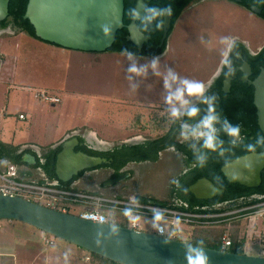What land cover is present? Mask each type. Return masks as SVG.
<instances>
[{
  "label": "crops",
  "instance_id": "crops-1",
  "mask_svg": "<svg viewBox=\"0 0 264 264\" xmlns=\"http://www.w3.org/2000/svg\"><path fill=\"white\" fill-rule=\"evenodd\" d=\"M204 1L218 0L201 2ZM196 4L187 7L183 12H187ZM169 48L170 43L164 53L155 57L134 54L129 56L127 52L110 50L89 52L52 44L23 30L0 31V171H4L8 163L12 162L18 165L22 178L55 183L58 182L55 173L56 156L59 146L66 139L77 137L84 143L122 146L141 140L142 137L146 138L148 134L151 137L166 133L173 120L170 116L172 106H167L169 103H166V100L156 104L143 103L141 105L144 109L141 111L139 106L142 100L134 101L115 96L113 89L117 83L115 84L113 79L116 76L118 81L123 82L125 77L122 68L128 62L149 64L154 59L159 62L169 53ZM110 55L121 60L105 59ZM220 62L207 78L200 81L206 88L217 77ZM33 65L35 68H32ZM37 67L40 74H35ZM96 68L103 69L99 71H104L102 74L104 76L101 77L104 81L106 79L110 91L96 90L95 80L91 81V77L99 72ZM186 73L193 75L200 73V70L195 69L191 72L186 70ZM44 90L58 96L59 101L51 102L39 96L38 93ZM95 96H98V101ZM195 97L197 96L186 95L183 99L189 104ZM125 104L127 106L138 104V108L134 107L131 111L132 118L127 117L123 122L125 134L128 135L115 141L106 139L88 123L95 119L96 115L104 112L100 105L126 108ZM174 107L178 111H183L187 106L182 107L178 100ZM153 119L160 122V125H155ZM27 154L34 155L36 162L27 163L23 158ZM90 172L94 171L86 173ZM81 178L70 182L69 186L100 192L97 190L100 183L97 184L98 188H84L81 185ZM113 188L119 187L101 189ZM115 193L120 195L123 192ZM46 236L47 233L24 222L0 219V264H50L57 261L55 255L57 252L50 250V244L44 241ZM19 241H23L24 244H16ZM55 244L56 242L53 246ZM70 245L71 248L62 246L58 251L65 254L66 249L70 259L85 253L86 259L90 257L89 252L81 247ZM89 261H92L91 258Z\"/></svg>",
  "mask_w": 264,
  "mask_h": 264
},
{
  "label": "water",
  "instance_id": "water-1",
  "mask_svg": "<svg viewBox=\"0 0 264 264\" xmlns=\"http://www.w3.org/2000/svg\"><path fill=\"white\" fill-rule=\"evenodd\" d=\"M9 4L10 0H0V21L9 17ZM252 8L258 11L256 7ZM148 9L147 1L138 0L131 23L125 25L124 0H28L24 18L30 21L36 36L43 41L73 50L105 52L115 42L117 31L123 27L129 31L127 39L141 47L144 34L136 21L145 19ZM13 28L21 30L17 26ZM163 28L162 43L171 28V15L164 16ZM240 69L244 73L242 79L248 81L250 64L244 62ZM229 81L227 78L226 89H229ZM250 83L255 86L254 105L259 126L264 132V68ZM79 144L77 137L66 139L61 144L55 164L60 185L71 182L85 170L108 162L107 158L77 151ZM27 157L29 159H24L27 163L36 162L34 155L27 154ZM263 169L264 151H261L234 158L222 167V172L230 182L256 187L262 182ZM128 176L129 173L118 177V180ZM190 191L197 198L205 199L223 193L224 189L204 176L190 186ZM0 219L24 222L120 264H264V256L257 254L210 248L127 226L99 223L21 196L0 194ZM202 254L207 256V262Z\"/></svg>",
  "mask_w": 264,
  "mask_h": 264
},
{
  "label": "rangeland",
  "instance_id": "rangeland-1",
  "mask_svg": "<svg viewBox=\"0 0 264 264\" xmlns=\"http://www.w3.org/2000/svg\"><path fill=\"white\" fill-rule=\"evenodd\" d=\"M241 12L235 5L220 0L204 1L188 9L187 12H182L169 37V53L161 61L156 62L155 68H153L152 63L128 62L122 68L125 77L123 78V82L118 81L116 76L113 79L114 83H117L116 85L114 84L113 89L115 96L126 97L134 101L142 100L140 105L143 103H161V101L163 102V100H166L167 97L173 95L177 89L182 87V80L187 79L200 82L207 78L219 61H221L226 45L230 41V38H232V35L237 34L239 37H247L251 41H263L264 24L253 21V16L250 12ZM7 30L12 32L14 28L11 27ZM108 58L111 61L115 59L121 60L117 56L112 55L107 58L105 57V59ZM39 64L41 63H37V65ZM132 66H135L138 71L135 73L130 72L129 68ZM32 68H35V66L33 65ZM96 69L97 72L103 70L102 68ZM195 69H199L200 73L193 75L186 73V70L191 72ZM169 70L176 75L177 79L175 81L169 79L168 83L170 87H165V77H167ZM103 73L104 71H99L91 77V81L95 80L97 91L108 92L110 90L107 88L106 79L104 81V78L101 77L104 76L102 75ZM35 74H40L38 67ZM95 97L98 101V96ZM176 101L178 100H173L167 106L174 107ZM137 105H126V108L112 105L102 107L100 105L104 112L96 115L97 117L91 119L88 123L99 131L101 137L115 141L128 135V133L125 134L123 122L127 117L132 118L133 113L131 111L134 110V107L138 108ZM139 109L143 111L144 106H139ZM154 121L155 125H160V122ZM99 145L111 147L105 144ZM163 153L162 158L157 162L129 163L125 169L131 172L132 178L123 180L120 184L118 183L119 185H115L119 187V190L117 188L111 190L98 188L97 184L106 182L110 176V171L106 170H102L101 173H99L100 171L98 173H85L81 178V185L84 188H98L97 190H100V192L97 193L111 197L146 196L158 201L172 203L174 199V196H172L173 187L183 169V162L180 161V157L175 156L173 153L166 151ZM116 189L123 193L118 195L115 193L118 192ZM86 191L93 192L92 190ZM239 210L228 211L222 224L192 226L177 223L174 226V230H176L175 237L190 243L196 239L212 242L216 239V234L220 232L219 230H223L224 235L229 236L231 239H233V234L237 236V241L245 237V241L243 240L242 243L244 244L243 248L250 254H258L261 248L264 247V202L255 206L253 212L246 213L245 215L237 216L241 212ZM69 211L74 214L79 213L77 207L70 208ZM118 216L123 215L118 214ZM138 223L139 229L147 232H158L160 226L167 228L165 223L148 217L140 218ZM50 236L53 239V243L50 244L49 249L54 250V252L56 251L55 255L58 258L57 261L50 264H65L64 256L67 254V250H64V254L63 252H59L58 249L62 246L71 248V243L52 235ZM54 242H56L55 246H53ZM16 244L23 245L24 242L19 241ZM67 257L68 264H93L92 261H89V256L86 259V253L80 254V256L77 255L74 259H70L69 254H67ZM40 262L42 263V260Z\"/></svg>",
  "mask_w": 264,
  "mask_h": 264
},
{
  "label": "flooded vegetation",
  "instance_id": "flooded-vegetation-1",
  "mask_svg": "<svg viewBox=\"0 0 264 264\" xmlns=\"http://www.w3.org/2000/svg\"><path fill=\"white\" fill-rule=\"evenodd\" d=\"M145 1H147L149 3V8H151V6H150L151 0H145ZM154 1H157V0H154ZM201 1L202 0H193L192 2H190L186 6V8L196 4L198 2H201ZM251 1H255V0H251ZM137 2H138V0L136 1V4H137ZM225 2H228V3L235 5L236 8H238L239 10L242 11L241 13H243V11L244 12L245 11L250 12L253 16L252 17L253 21L261 22L262 24H264V16L262 15L263 9L260 5H258V4L247 5L245 3V0H225ZM136 4H135V7H136ZM135 7H134V11H135ZM252 7H256L258 9V11L254 10ZM149 14L150 13H147V17L151 21H150L148 26L144 25V23L146 22V19H139L138 21H136L137 25L139 26V29L144 34V37L142 38L141 47L137 46L134 42H132L131 40H128L126 37V39L128 41H131L136 46L138 53H132L130 51H121V52H127V53H131L134 55L142 56V57H155V56H158L156 54L158 47H161L165 42H167V46H168L169 37L171 36L172 31L174 30V26L176 25V22L179 18L176 20L173 27L171 24V28L168 31V35H167V38L165 39V41L163 43L161 42V39L163 36V33H162V36H161L159 42L156 45H154L155 39L153 38L151 29H150L151 24L153 22V18H151V16H149ZM133 16H134V12H133V15L130 19V22L128 24H125V25H129L131 23ZM163 20H164V17H163ZM171 20H172V13H171ZM163 30H164V28H163ZM254 30L257 31L256 29H254ZM0 31H2V29H0ZM127 31H128V29H127ZM147 34H150V37L147 36ZM128 35H129V31H128ZM256 36H257V33H256ZM240 44L244 48H240ZM167 46H166V48H167ZM144 49H147L148 51H150L151 54H149V55L143 54L142 51ZM238 49H242V50H238ZM245 52H247L250 55L249 57L252 59L259 57L260 55H262L264 53V40L263 41H251L247 37H239L237 34L232 35V38H230V41L227 43L226 48L224 50V53L222 55L221 62H220V69H219V72L217 74V77L211 81V83L206 88V92L204 94L205 97H215L216 98L213 103L215 105V111L220 117V121L218 123H216L214 125V127L217 129L216 135H217V138L220 141V143L218 144V146L216 148L217 150H216L215 154H216V158L219 160H220V158L228 156L231 152H241L242 151L244 154H247L250 152H261V151H252L251 149L253 147H255L257 144H259L260 141H264V132L261 130L259 123H258L257 108L255 109L254 115H252V114H250V111L248 109H246L245 107H243V108L241 107L238 109L235 105V102L238 103L240 101V99H242V94L233 90L235 78H239L243 84L247 83V85H249L253 88V101L252 102L254 104L255 86L253 84H251L250 81H255V79L260 74L261 69L264 68V64H261L256 69L254 67L253 63L250 61V59L246 56ZM232 55H234L237 58L236 60L239 61L240 63L238 65H236V68H235L236 74L235 75L229 74V75H225L222 78V89L221 90L224 93V96L226 97V99H224V98L220 99V95L218 94L217 91L215 92V90L213 88L216 84V80L224 72L226 61ZM244 62H248L250 64V67H251V72L248 75V81H244L242 79L244 76V73L240 68L243 66ZM227 78L230 79L229 89L228 88L226 89V86H225L226 85L225 82H226ZM188 107L198 108L199 109L198 114L195 117H188L187 115H181L178 119L173 118L169 130L166 133H163L162 135L151 136V137L148 136L146 138L142 137L141 140H138L135 142L126 143V144H123L122 146H111V147H103L97 143L96 144L84 143V142H81L79 140L80 144L76 147L77 151L83 150V151H86L87 153H89L90 155L107 158L108 162L102 163L101 165H99L93 169H89V170H85V171L81 172L71 182H74L75 180L80 179L88 171H94V172L100 171L101 172L102 170H106V171H110V174H109L110 176L106 182L100 183V188L115 187V185H117L118 183L121 182L120 180H118V177L124 176V175L129 173V176L127 178H125L124 181L132 178V177H130V176H132L131 172L125 169V167L129 163H131V162H136V163L137 162H139V163L140 162L141 163L157 162L162 158V155L164 154L163 152L166 151L169 153H173L177 157H180V161L183 162V169H182L181 173L179 174L178 179L175 181V185L173 187L172 196H174L173 197L174 199H173L172 203L173 204L180 203V205H185L187 207L190 206L189 201L180 199L176 195L177 191L179 189V186H180V184H179L180 179L179 178L182 176L188 175L192 170L197 168L198 163H196V161H198V158L202 157L203 155H205L206 156L205 158H207L208 155L209 156L214 155V153H209L210 150L205 149L202 146L203 140H204L203 137L194 138L192 136H188V138L185 139L181 135L182 125H187L189 127V129L195 128L197 126V124L199 123V121L205 115H207L208 105L204 102L203 97H195V99L190 101L189 104L187 105V107L181 112H186ZM225 119L230 124L237 125L240 128V136H239V138L235 139V142H233V138H231L229 136H225L224 131L222 130V124H223V121ZM157 139L159 141H158V143L156 142V146H154V149L152 151H150L151 149L145 148L146 147L145 143H148L150 141H155ZM124 145H130L131 147L135 146L132 149L136 150V153L139 154L138 157H141V158L143 156L148 155V154H146L147 152H152V154H153V152L156 151L157 152L156 153L157 159L155 161H152L149 159H144V160L132 159V160H129L123 166H120L122 151L125 148L127 149V147H125V148L123 147ZM59 147L61 148V146H59ZM121 149H123V150H121ZM244 154H241V155H244ZM241 155H238V156H241ZM192 157H194L196 159V161L192 162ZM196 157H198V158H196ZM23 158L29 159L27 157V155L23 156ZM263 175H264V169H263L262 175H261L262 176L261 184L259 186H256V187H249V188H252L254 190L260 189V187L262 186L263 181H264ZM190 186H189V191H190ZM190 193H191L190 197L191 198L193 197L194 199L198 200L199 202H202V203H199L200 207L205 208V209H207V208L221 209L223 207H228L231 203V201H228V200L223 201V202H220L218 200V199H220V197L222 195H224L225 189H224L223 193L217 194L213 197L205 198V199L197 198L196 195L193 194L191 191H190ZM262 198H264V194H261L259 192L258 193L255 192L253 195H251L249 197V200L250 199L256 200V199H262ZM240 201H242V199ZM172 203H169V204H172Z\"/></svg>",
  "mask_w": 264,
  "mask_h": 264
},
{
  "label": "trees",
  "instance_id": "trees-1",
  "mask_svg": "<svg viewBox=\"0 0 264 264\" xmlns=\"http://www.w3.org/2000/svg\"><path fill=\"white\" fill-rule=\"evenodd\" d=\"M136 1L137 0H124L125 2L124 23L125 24H128L130 22V19L134 12ZM192 1L193 0H157V1L151 0L150 6L151 8L170 7L172 9L171 24L173 27L176 20L179 18V16L183 12V10ZM27 3H28V0H10V4H9L10 15L5 20L0 21V29L17 26L18 28H20L21 30L23 29V31L29 33L30 35L37 37L35 34L34 27L30 23V21L24 18ZM245 3L247 5H251V4L260 5L263 9L262 15L264 16V0H255V1L245 0ZM149 16L151 15L149 14ZM163 17L153 18V22L151 24L150 29H151L153 38L155 39L154 45H156L159 42L162 36V33H163ZM161 21H162V26L159 27L158 25L160 24ZM127 35H128V31L125 27L122 29H119L116 34V40L113 43V45L109 48V50L110 51H130L132 53H138L136 46L131 41H128L126 39ZM166 46H167V42H165L161 47H158L156 54L157 55L162 54L165 51ZM240 48H244V47L240 44ZM238 50H242V49H238ZM142 53L146 55L151 54L150 51H148L147 49H144ZM245 53H246V56L250 59V61L253 63L256 69L258 68L259 65L264 64V53L260 55L259 57H256L253 59L249 57L250 55L247 52ZM236 59L237 58L234 55H232L226 61L223 74L216 80V84L213 89L215 90V92L216 91L218 92V94L220 95V99L221 98L226 99V97L224 96V93L221 90L222 89V78L225 75H229V74L235 75L236 74L235 72L236 65L240 63ZM233 90L242 94V99H240L238 103L235 102L236 107L238 109L241 107L242 108L245 107L246 109L250 111V114L254 115L256 107L252 102L253 101V88L247 85V83L243 84L239 78H235ZM225 136L227 135L225 134ZM158 141L159 140L157 139L155 141H150L148 143H145V146H146L145 148L151 149L150 151H152L154 149V146H156V142L158 143ZM123 147L124 148L127 147V149L126 148L124 150L121 149L123 151L121 155L122 157H121L120 166H123L129 160H132V159H135V160L149 159L152 161H155L157 159L156 151L153 152V154L152 152H147L146 154L148 155L143 156L141 158V157H138L139 154L136 153V150L132 149L135 146L131 147L130 145H124ZM216 150L215 151L210 150L209 153H214V155H210V156L208 155L207 158H205L206 156L203 155L202 156L203 163H201L200 159L196 161V159L192 157V162L196 161V163H198L197 168L192 170L188 175L182 176L179 178L180 186H179V189L176 195L180 199L189 201L190 206L187 207L185 205H180V203L169 204L168 202H164L160 200L158 201L156 199L148 198L146 196H138V198L142 201L155 200V201L160 202L161 204H164L165 206H170V207L177 208L180 210L197 212V213H212V212L224 213V212H228V211H232L236 209H243L246 207H250V208L246 210H242L240 213L237 214V216L238 215L241 216L243 214L245 215L246 213L253 212L255 207H252V206H256L259 203L264 202V198L256 199V200H251V199L249 200V197L253 195L255 192L264 194V181H263L262 186L258 190H254L252 188L243 186L239 183L230 182L229 180H227L226 176L222 172V167L226 163L236 158L238 155H241L244 153L242 151L241 152H231L228 156L220 158L219 160L216 158V154H215ZM251 150L252 151H264V141H260V143L257 144L255 147H253ZM203 176L210 178L212 181L216 183V185L225 189L224 195H222L220 199L218 200L220 202H223L226 200L231 201L230 205L227 208H221V209L207 208L205 209V208L200 207L199 203H202V202H199L193 197L192 198L190 197L191 193L189 191V186ZM263 178H264V175H263ZM69 184L70 182L63 183L62 185L64 187H68ZM241 199L242 201H240ZM225 217L226 216L222 217V221L225 220L224 219ZM110 222L113 224L122 225V226H126L127 224L125 216H118V215L110 216ZM220 224H222V222H220ZM219 231L220 232L216 234V239H214L212 242L208 240L201 241L199 239H196L191 243L200 245V246L221 249V243H222V238L224 236V233H223L224 231L223 230H219ZM232 237H233L232 239L233 244L229 248V250L233 252H237V253L248 254L249 252L243 248L244 244H242L243 240L245 241V237H242L240 241H237V236H234V234L232 235ZM89 254H90L92 262H94L95 264H120L118 262L112 261L108 258H105L101 255H98L92 252H89Z\"/></svg>",
  "mask_w": 264,
  "mask_h": 264
},
{
  "label": "built area",
  "instance_id": "built-area-1",
  "mask_svg": "<svg viewBox=\"0 0 264 264\" xmlns=\"http://www.w3.org/2000/svg\"><path fill=\"white\" fill-rule=\"evenodd\" d=\"M38 95L51 102L59 101L58 96L51 95L45 90L39 92ZM21 117H23V115H21ZM0 194L21 196L63 212L71 213L69 209L77 207L79 211L77 215L99 223H111L110 216L121 214L126 218V226L135 230H141L139 229V223L133 225L129 217L124 214L125 210L130 209L131 214L135 217H139V219L142 217L154 219L155 210L161 213V219L158 221L167 225V228L160 226L158 232L155 233L173 239H177L175 237L176 230H174V226L177 223H184L192 226L216 225L220 224V222H222V217L227 214V212H190L165 206L155 200L142 201L138 196H130L127 198L122 196L111 197L97 192L81 190L71 185L64 187L58 184V182L52 183L48 180L36 181L33 179H26L20 176L18 165L12 162L8 163L4 171H0ZM132 198H135L137 203L134 204ZM249 208L250 207H246L239 211ZM44 241L47 244L53 243V239L49 234L44 238ZM232 244V239L224 235L221 249L229 250ZM257 255L264 256V247L261 248L260 253ZM88 259H90V257H88Z\"/></svg>",
  "mask_w": 264,
  "mask_h": 264
},
{
  "label": "clouds",
  "instance_id": "clouds-1",
  "mask_svg": "<svg viewBox=\"0 0 264 264\" xmlns=\"http://www.w3.org/2000/svg\"><path fill=\"white\" fill-rule=\"evenodd\" d=\"M148 13H150L151 18H158L163 16H170L172 13V9L170 7L166 8H150L147 10ZM146 23L150 22V19L146 16ZM159 27L162 26V21L158 25ZM129 56H131V53H129ZM153 68L156 67V60L154 59L152 61ZM130 72H137V68L135 66H132L129 68ZM171 79L172 81H175L177 79L176 75L169 70L167 77H165V87H170L168 80ZM182 87L177 89V91L166 98V103L171 104L173 100H179L181 103V106H187L188 101L183 99L184 95L188 96H197V97H203L204 102L208 105L207 115H205L197 124L195 128L189 129L187 125H182V131L181 135L187 139L188 136H192L194 138H200L203 137V147L208 150L215 151L220 141L217 138L216 132L217 129L214 127L216 123L220 121L219 115L215 111V105L214 100L215 97H205L204 94L206 92V86L202 82L199 81H192L184 79L181 81ZM199 112V109L196 107H188L186 112L178 111L175 107H172L170 110V116L174 119H178L181 115H187L188 117H195ZM222 130L224 133L233 138V142H235L236 138H239L240 136V128L237 125L230 124L226 119L223 121L222 124ZM201 163H203V158L200 157ZM132 202L135 204L137 203L135 198H132ZM154 219L160 220L161 219V213L154 210ZM126 216L129 217L130 222L133 225H136L139 221V217H135L131 214L130 209H126L125 213ZM203 260L207 262V256L205 254L201 255ZM65 264H68V257L67 254L64 256Z\"/></svg>",
  "mask_w": 264,
  "mask_h": 264
}]
</instances>
